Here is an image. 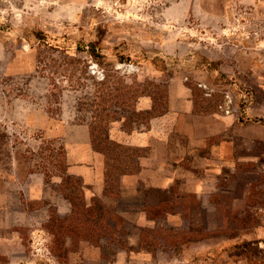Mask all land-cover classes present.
Segmentation results:
<instances>
[{
	"label": "rangeland",
	"instance_id": "rangeland-1",
	"mask_svg": "<svg viewBox=\"0 0 264 264\" xmlns=\"http://www.w3.org/2000/svg\"><path fill=\"white\" fill-rule=\"evenodd\" d=\"M0 264H264V0H0Z\"/></svg>",
	"mask_w": 264,
	"mask_h": 264
},
{
	"label": "crops",
	"instance_id": "crops-1",
	"mask_svg": "<svg viewBox=\"0 0 264 264\" xmlns=\"http://www.w3.org/2000/svg\"><path fill=\"white\" fill-rule=\"evenodd\" d=\"M94 160H97V157L95 156V154L91 150V147L89 144H87L86 146L81 148V150L78 151L77 155H74V154L71 155V161H72L73 165H76V164H74L75 161L76 162L81 161V162L90 164V163L94 162ZM84 169H88V167L87 166H83V167L73 166L71 168V170L73 172H77L78 174H82L84 172Z\"/></svg>",
	"mask_w": 264,
	"mask_h": 264
},
{
	"label": "trees",
	"instance_id": "trees-1",
	"mask_svg": "<svg viewBox=\"0 0 264 264\" xmlns=\"http://www.w3.org/2000/svg\"><path fill=\"white\" fill-rule=\"evenodd\" d=\"M75 205H76V203H75ZM73 206H74V204H73ZM77 207H78V205H76ZM79 208H81V205H79ZM74 211V210H73ZM87 213V212H86ZM76 215V214H75ZM89 218H90V215H89V217H88V222H89Z\"/></svg>",
	"mask_w": 264,
	"mask_h": 264
}]
</instances>
